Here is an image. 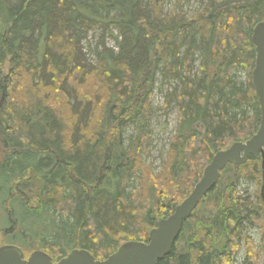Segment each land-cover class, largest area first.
I'll return each instance as SVG.
<instances>
[{"label":"trees","instance_id":"16d2710c","mask_svg":"<svg viewBox=\"0 0 264 264\" xmlns=\"http://www.w3.org/2000/svg\"><path fill=\"white\" fill-rule=\"evenodd\" d=\"M188 1L163 14L166 0H0L2 245L57 262L73 249L104 260L147 243L213 155L254 135L251 35L264 0H203L186 17ZM96 30L91 64L81 42ZM156 76L173 86L164 107L174 104L177 123L158 174L142 159ZM240 180L257 190L240 191ZM260 183V160L226 165L158 264H259L247 231L264 242Z\"/></svg>","mask_w":264,"mask_h":264},{"label":"water","instance_id":"95a60500","mask_svg":"<svg viewBox=\"0 0 264 264\" xmlns=\"http://www.w3.org/2000/svg\"><path fill=\"white\" fill-rule=\"evenodd\" d=\"M251 41L255 48V61L250 82L260 109L258 129L245 142H234L213 155L187 197L174 207L169 216L160 219L149 231L147 243L127 241L104 260H96L86 250L73 249L57 262H53L49 255L39 250L31 252L24 259L20 247L7 244L0 246V264H158L170 252L181 232L183 222L216 185L226 165L243 164L248 157L260 160V197L264 202V21L253 27Z\"/></svg>","mask_w":264,"mask_h":264},{"label":"rangeland","instance_id":"374dc122","mask_svg":"<svg viewBox=\"0 0 264 264\" xmlns=\"http://www.w3.org/2000/svg\"><path fill=\"white\" fill-rule=\"evenodd\" d=\"M175 2L176 0H166V2L163 3V14H167L174 7ZM203 4V0H189L187 4L182 6V13L186 17H189L197 10L202 9L200 7ZM112 34L113 36H116L117 33L115 30H113ZM100 35L101 32L99 30L92 31L88 33L86 39L81 42L83 53L91 64H95L92 49L96 45ZM104 42L107 47L116 50V43L113 37L106 34L104 37ZM195 67H197V63L195 64ZM233 75L235 76L237 82H244V71L235 70ZM171 88H173V86L163 85L162 87H159V76H156L150 97V111L147 122L148 141L145 142V146H143L144 151L142 155L144 163L146 165H150L152 171L155 174H158L160 171H162V163L166 159V152L176 130L177 123L174 104L170 103L168 107H164L165 95L171 92ZM1 102L2 98L0 100V104ZM132 131L133 128L130 127L126 132V136L130 135ZM260 188L261 183L259 184V189ZM239 190H247L250 194H252L257 190V187L252 181L240 180ZM4 233L5 232H3V230L0 231V246L5 243ZM247 234L252 238L254 244L261 251L259 264H264V242H262L259 231L252 227L247 231ZM242 258L243 250L241 249L236 257L237 263H240Z\"/></svg>","mask_w":264,"mask_h":264},{"label":"flooded vegetation","instance_id":"af4514ba","mask_svg":"<svg viewBox=\"0 0 264 264\" xmlns=\"http://www.w3.org/2000/svg\"><path fill=\"white\" fill-rule=\"evenodd\" d=\"M5 245H7V244H5ZM8 245H15V244H8ZM15 246H17V245H15ZM19 247V246H18ZM22 249V248H21ZM23 251V250H22ZM23 257H24V253H23ZM24 259H26V258H24Z\"/></svg>","mask_w":264,"mask_h":264}]
</instances>
